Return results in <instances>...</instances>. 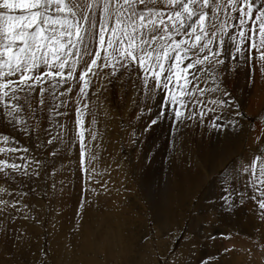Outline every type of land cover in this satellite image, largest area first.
Here are the masks:
<instances>
[{
    "label": "snow or ice",
    "instance_id": "obj_1",
    "mask_svg": "<svg viewBox=\"0 0 264 264\" xmlns=\"http://www.w3.org/2000/svg\"><path fill=\"white\" fill-rule=\"evenodd\" d=\"M241 64L249 70L248 83L257 70L264 76V0H0V118L14 132L31 137L39 131L46 99L52 117L68 116L67 106L74 104L72 128L59 127L72 133L70 147L78 141L88 181L95 174L88 165L96 159L85 142L86 134L97 139V112L90 108L96 101L89 96L94 78L98 100L100 90H106L101 73L109 83L135 75L144 100L161 98L148 128L167 121L175 137L177 128L190 122L204 126L209 114L214 115L207 126L216 131L240 123L236 118L244 113L226 77ZM209 80L214 86H208ZM74 89V96L66 95ZM208 93L213 95L205 98ZM225 108L234 114L225 115ZM64 138L58 132L46 144ZM35 139L40 148L39 136ZM257 143L262 145L258 153L239 169L244 181L239 201L226 189L223 206L230 210L247 195L264 223V139L258 136ZM0 145V154H7L0 159V173L16 184L14 190L0 188V194L13 197L0 195V216L10 221L14 210L35 219L30 205L23 203L29 193L22 189L40 179L46 162L29 155L30 149L22 148L14 135H0ZM49 155H56V149ZM30 190L38 188L31 184ZM89 191L99 195L95 188L84 189L74 231L91 207ZM7 231L0 221V232ZM255 243L264 248V238Z\"/></svg>",
    "mask_w": 264,
    "mask_h": 264
},
{
    "label": "bare ground",
    "instance_id": "obj_2",
    "mask_svg": "<svg viewBox=\"0 0 264 264\" xmlns=\"http://www.w3.org/2000/svg\"><path fill=\"white\" fill-rule=\"evenodd\" d=\"M246 74L248 73L245 70L239 72L241 79ZM240 82L239 86H237L238 89H248V85L243 84L242 80ZM254 94L252 98L250 97L251 100L249 102L247 100L246 104L248 114L252 113L253 115L264 107V82H261L257 86ZM156 99L157 96L153 97L151 101L146 102L145 108L148 112L144 114L137 124L136 130L138 135L141 131L145 132L151 118L156 115L157 109H154V103L157 102ZM149 109L152 111L150 112ZM138 110L139 108L136 112ZM228 112H224L225 115ZM135 116L134 119H131V116L129 120L131 119L134 122ZM259 117L260 122L253 125L251 134L248 132L250 134L249 146H252L254 150L260 149V146L262 147V145L257 143V137L260 136L264 139V110ZM236 119H239V117ZM210 120L211 117L206 121L208 122ZM239 120L240 123L235 128L230 126L225 127L224 132L223 129L217 132L207 126L205 137L200 139V143L199 138L197 139V136L195 137L194 133H192L187 139H191L194 136L197 139L195 141L197 148H194V144V147H192V143L186 139L188 143L184 146L185 152H183L184 150L180 151L177 157H173L168 149L163 152L162 137L158 140L156 139L154 141V147H151L150 151L147 152V154H152L155 159L153 158L152 162L150 164L148 163V175L142 178L141 181L144 186V194L149 196L153 219L157 225L159 234L164 235L165 233L168 236L171 231L168 226L170 223L168 216L177 214L176 216H178L177 219L179 222L182 219V214L179 215V209H186L187 204L194 199L195 193L203 186L208 188L201 200L203 201L201 209H206L204 212L201 211L204 214L202 217L203 222L204 220L209 223L217 222L224 226L223 229L217 230V234L212 237L211 234L208 235L205 232L209 231L207 229L208 227L202 226V229L199 231L196 222L191 221L186 234L187 238H191L189 239V247L176 253L174 257L171 256L168 264H205V262L207 264H264V248L255 243V241L264 238V223L261 222L258 216L256 204L246 195L242 202H238L230 210H226L223 206V198L229 195L226 189H230L232 198L239 201V193L244 189V181L239 169L242 164L250 161L253 156H249L250 152H245L240 160L233 164L227 171L225 170L226 173L223 177L218 180H215L218 178L215 177L211 181L213 175L217 174L225 163L239 155L240 140L242 136H245L246 131L245 120ZM112 130L115 133L112 139L106 138L105 134L102 136V133L97 132V139L95 141H92L89 137L85 140L90 145L92 153L96 156L95 161H92L88 165L90 168L95 169V174L90 181L86 180L85 173L82 171L78 141L71 145L75 148L74 150L71 151V148L68 147V153L70 152L69 156L76 158V165H72L71 163L73 157H69L71 158L70 160L65 157L62 159H57L56 157L46 158V165L44 166L40 179L31 182V184H35L38 191L32 192L30 190L31 184L22 189V191L29 193L28 196L23 198V203L30 205L31 215L35 219H24L22 213L17 214L14 210V219L10 221L0 216V221L8 229L7 234L0 232V249L2 253L5 251V254H14L17 258L24 261L26 259L30 262L35 260L38 243L36 242V232L33 229L43 219V213L45 212L50 222L48 231L49 245L54 263H58L66 255L70 259L71 264H75L76 262L74 257L79 259L76 264H101L99 255L100 257L102 255L104 259L103 263L130 264L128 262L129 258L134 256L138 250H141L140 242L146 233L145 218L142 207L137 204V199L135 200L133 189L127 186L128 182L125 173H120L113 166L115 163V154L118 151L117 143L119 140L117 135H119V129L115 128ZM153 131L157 132V134L159 132V130ZM162 131L164 132V130ZM180 131L182 132V129ZM61 132L64 133V139L69 144L72 134L70 133L69 136V131L67 132L66 130H62ZM184 138L182 139L184 140ZM129 141L127 144H129ZM155 147H159L160 150L155 152ZM154 152L157 153L156 156L153 154ZM36 154L29 153V155ZM6 155V153L0 154V159L5 158ZM142 156L144 160H149L147 159L148 156ZM36 157L38 158L39 156L37 155ZM38 159L41 160V158ZM74 160L73 158L72 162ZM157 168L159 171L156 170ZM169 170L173 172V179L167 185L164 184L165 186L162 188L160 179L157 180V177H161L162 172L163 177H165ZM0 179H3L2 173H0ZM42 184H45L47 187L48 196L41 194ZM12 185L16 189V184L12 183ZM86 186L88 188H95L99 195L91 191L87 193V198L92 202L91 207H88L86 210L80 230L74 231V225L77 219H79L76 215L77 208L84 198V189ZM0 188L14 190V187H7L4 181L0 185ZM103 189H107L112 194L107 201L102 197ZM123 191H125L124 194L129 196V198L120 197L119 194ZM0 195L4 199L13 198L4 194ZM47 207L49 214L45 211ZM202 219L200 218V220ZM180 224L183 226L184 222L181 221ZM53 229L55 230L53 231ZM9 230L16 237H11ZM210 231L212 230L210 229ZM15 239L20 241V247L18 249L7 247L4 244V241H12ZM160 242L158 245L161 246V250H166V245ZM142 249L144 252L149 250L147 254H154V250H151L150 242L147 243L145 248L142 247ZM226 249L228 251H225Z\"/></svg>",
    "mask_w": 264,
    "mask_h": 264
},
{
    "label": "rangeland",
    "instance_id": "obj_3",
    "mask_svg": "<svg viewBox=\"0 0 264 264\" xmlns=\"http://www.w3.org/2000/svg\"><path fill=\"white\" fill-rule=\"evenodd\" d=\"M235 69H236L235 71L230 72L228 74V76L226 77V86H227L228 90L233 92L234 97L238 99V102L241 105L240 110L244 113V117H243L244 119L243 118H239V119H241L243 121L245 120L244 121L245 127H246L245 136H242V138L240 140L241 142L239 144V155H237L236 157H233L231 160H229L227 163H225V165L222 167L223 169L221 168L217 174H214L213 177L211 178V181H212V179H215V177H218L215 180H218L219 178L223 177L224 174L226 173V171L233 164H235L238 160H240V158L243 156V154L245 152H247V153L250 152L249 156L252 155L253 157L255 154L258 153V150H254L252 148V146H249V136L252 132L253 125H256L258 122H260L259 116L261 115V112L264 110V107H262L257 113H255V115H253L250 112H249L250 114H248V111L246 109L247 108L246 104H247V100L249 102V100H251V98L255 95L254 93L257 90V86H259V84L261 82H264V77H262L261 74L257 70L255 73L256 75H255L254 81L252 83H248V79H249L248 74H246V76L243 79H241L240 75H239V72L243 71V70L247 71V73H248V71H249L248 68H246L244 65L241 64V65H236ZM109 71H110L109 69H105L104 73H107ZM118 76H119V74H118ZM121 79H122V82H121ZM239 79L242 80L243 84L248 85V89H246V90L244 88L238 89L237 86H239V83H241ZM93 83H94V87L92 89H90L89 96L92 100L96 101L95 105L90 104V108L94 107L96 112H97L98 123L95 125V129L98 133H100V134L102 133V136H104L103 134H105V137L109 138V139L110 138L112 139V137L115 136L114 130H112V129H115V128L119 129V135H117L118 136L117 138L119 140L117 143L118 144V151L115 154V163L113 164V166L120 173H125V176H126L127 182H128L127 186L129 188L133 189V191L135 193V195H134L135 200L137 199V204H139L140 207H142L143 216L145 218L144 221H145V226H146V233H145V236H143L142 241L140 242L141 250L140 251L138 250L134 256H131L129 258L128 262L130 264H168L171 256L174 257L176 255V253L180 252L181 250H185V249H187V247H189V241H190L189 239H191V238H187L186 234H187V230H188V227H189V224L191 221L196 222V226L198 227L197 229L199 231H200V229H202V226H206V228L208 227L207 229H209V231L208 232L205 231V232L208 235L211 234L212 237H214L217 234L216 233L217 230L219 231L220 229H223L224 226L221 225L220 223H217V222H215V223L210 222L209 223V222H206V220H204V222H203L202 217L204 216V214H202V213L204 211H206V209H201V207H202L201 204L203 203V201H201V200L204 197L206 191L208 190V188L206 186H203L200 189L201 191L199 190L198 192L195 193L194 199L187 204L186 209L185 208L179 209L180 210L179 215L182 214L181 218L183 220L181 219L178 222V219H177L178 216H176L177 214L176 215L172 214V216L171 215L168 216V220L170 222L168 224V226L170 227L171 231L169 232L168 236L165 233H164V235L159 234L158 233L159 230L156 227L157 225L155 224L154 219H153V211H152L151 206H150L149 196H146L144 194V191H143L144 186H143L142 181H141L142 178H145L148 175V172H149L148 171L149 170L148 163L150 164L154 158L152 156V154L151 155H150V153L147 154V152L150 151L151 147H154V145H155L154 141H156V139L158 140V139H160V137H162V140H163L162 146L164 147L162 149L163 152H164V150L166 151L168 149L172 153L171 155H173V157H177L178 153L180 151L184 150L183 152H185L184 146H186L185 144L188 143V141H186V139L192 133H194L195 137L197 136L196 137L197 139L199 138L198 140L200 143V139L201 138L203 139V137H205V134H206L205 133L206 128H207V121L206 120H208L210 117L212 119V116L214 114H209L208 116H206L207 119L205 118V125L204 126H200L197 123H191L190 122L188 124V126H186V127H178L177 128L178 130L175 133L176 138L173 137L172 132H171V125L167 121L158 123L157 126L153 125L150 128H148L147 131H145V132L141 131L142 134L140 133L138 135L137 130H136L137 124L139 123L141 118L144 116V114L146 112H148V110H146V108H145L147 101L143 99V92H142V89L140 86V81L138 79H136L135 75H133L131 79L128 76H123L122 78H113L112 82L109 83L108 80L103 79V73H101L100 74V83L106 85V90H104V89L100 90V92L98 94V96H99L98 100L95 96H93V92L95 91V87H96L95 78H94ZM204 86L205 85L202 83L201 87H204ZM208 86L209 87L214 86V85H212L211 80L208 81ZM245 94H247V95H245ZM66 95L74 96L75 95V89L73 90V92L71 94H66ZM212 95L213 94L208 93L205 98H207L208 96H212ZM118 96H120V97H118ZM46 97H47V94H46ZM60 99H63V97H61ZM160 99L161 98L159 96H157V99H156L157 102L154 103V106H155L154 109H157V106L160 103ZM49 106H50L49 102L46 99L45 105H44L45 111L43 113V116L39 120V131L38 132L34 131L31 137L27 136L26 134L14 132V130L9 125L6 124V122L3 118H0V135H4V134L14 135L16 141L20 144V146H22V148L28 147L30 149V153H33V154L37 153L35 156L38 155L39 156L38 158H41V160H43L45 162H46L47 157H50V158L56 157L57 159H62L63 157H65V158L71 157L72 158L73 156H69L70 152L68 153V150H69L68 147L71 148V151L74 150L75 148H73V146L70 147L68 144V141H66V139H64L63 142H58L56 140H53L52 144H46V141L48 139H51L53 134H56V133L62 131V129H60V127H59V125L61 123L66 124L68 129L72 128V125H73V122L75 119V105L69 104L67 106L66 110L69 113L68 116L57 115L55 117L50 116L49 112L47 111ZM138 108H139V110H138V112H136V110ZM141 108H144V109H141ZM140 109H141V111H140ZM64 110L65 109L62 108V109H59L58 111H64ZM151 111L152 110H150V112ZM228 111L234 112L232 109H228V108H225L223 110V112H228ZM134 115H136L135 116L136 118H135V121L133 122V120L131 121V119H134ZM131 116H132V118L129 120V118ZM90 120H91V116L87 117L86 118V124H88V122ZM29 123L34 124L35 121L30 120ZM88 126H91V125H88ZM153 128H155V129H153ZM156 128H158V129H156ZM181 129H182V132L180 131ZM224 129H223V132L225 131ZM153 130H156V131L159 130L158 134H157V132H155ZM162 130H164V132ZM248 132H250V134ZM70 133L71 132L69 131L68 132L69 136H70ZM143 133H144L145 137L143 136ZM37 135L39 136V143L41 141V143H40L41 147L40 148H36L34 145V143L37 142L35 139V137ZM132 136H133V138H132ZM194 136L191 139L189 138L187 140H189L192 143V145L193 144L195 145V147H194V145L192 147L197 148L196 143H195V141L197 139ZM68 137H67V139H68ZM70 137L72 139V136H70ZM87 137L88 136L86 134V138ZM157 137H159V138H157ZM169 137H171L172 140ZM182 138H184V140ZM173 139H175V144L173 143ZM176 139H178V140H176ZM128 141H129V144H127ZM149 143H151V144H149ZM56 146H57V148H56ZM137 146H138V148H137ZM176 147H177V149H176ZM260 148H261V146H260ZM34 149H35V151H34ZM53 149H56V155L55 156L49 155V153H51L53 151ZM147 149H149V150H147ZM155 149H156L155 152H157V150H160L159 147H155ZM155 152L153 154L156 156L157 153H155ZM57 155H58V157H57ZM142 155H144L145 157L148 156L147 159H149V160H147V161L144 160V157ZM71 158H69V160ZM73 158L75 160L72 162ZM73 158L71 159V163H72V165H76V163H77V162H75L76 158L75 157H73ZM141 162H142V164H141ZM145 163H146V166H145ZM45 165L46 164H44V166ZM104 168H106V167H104ZM156 170L159 171L158 168ZM165 177H163V172L161 174V177H157V180L160 179L162 188L165 186L164 184L167 185L170 182V180L173 179V172H171V170H169L168 174H166ZM3 181H4V183H6L7 187H9V188L14 187V189H15V186L12 185V183L6 182L4 179H0V185L3 183ZM8 183H9V185H8ZM42 186L43 187L41 189V194L44 196H48L47 187L45 186V184H42ZM208 187H210V185H208ZM86 188H88V186H86ZM124 193H125V191L120 193L119 194L120 197L129 198V196L125 195ZM79 195H80V193H79ZM110 195H112V194H110L107 191V189H103L102 197L105 201H107L109 199ZM45 211L47 212V214H49L48 207H47V210H45ZM201 211H203V212H201ZM17 214H20V213H17ZM45 216H46V213L44 212L43 213V219L41 221H39L40 223L38 222L37 226L33 229L36 232V236H37L36 242L38 243L37 255H36L35 260H32L30 262L26 259L24 261L22 259L17 258L14 254H5L6 253L5 251H3L4 253H2L1 249H0V253H1L0 254V264H71L70 259L67 258L68 256L66 257V255H65V258L63 257V259H61L58 263H54L53 257L51 256V252H50L51 247L49 245L48 231L50 228V222H49L48 217L47 216L45 217ZM200 218L202 220H200ZM181 221L184 222L183 226L180 224ZM199 221L201 222V224ZM210 229L212 231H210ZM54 230L55 229H53V231ZM9 232L11 234V237H16V236L12 235L13 232L11 230H9ZM8 235H7V237H9ZM161 235H162V237H161ZM218 235H221V234H218ZM149 242L151 243V250H154V254H147V252H149V250H146V252L142 251L143 250L142 247L145 248V246ZM159 242L166 245V250H164V251L161 250V248H160L161 246L158 245ZM164 242H166V243H164ZM4 244L7 247H11L14 249H18L20 247V241L17 239L12 240V241H6V242L4 241ZM74 258L76 259V262H75V264H76L79 261V259L77 257H74ZM99 259L101 260V264H113L112 262L103 263L104 259H103L102 255H101V257L99 255Z\"/></svg>",
    "mask_w": 264,
    "mask_h": 264
}]
</instances>
